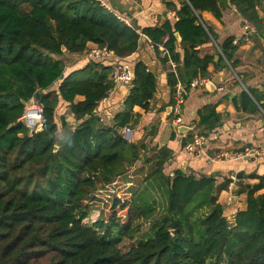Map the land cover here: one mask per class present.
I'll return each mask as SVG.
<instances>
[{
  "label": "trees",
  "instance_id": "16d2710c",
  "mask_svg": "<svg viewBox=\"0 0 264 264\" xmlns=\"http://www.w3.org/2000/svg\"><path fill=\"white\" fill-rule=\"evenodd\" d=\"M231 2L260 27V0ZM166 3L177 19L137 28L100 0H0V264H264V194H257L263 182L248 190L247 209L230 222L216 194L227 184L181 169L167 173L173 158L168 146L151 149L145 163L152 171L138 189L128 187L129 197L115 196L106 217L84 222L99 186L124 177L141 150L149 151L147 143L122 135L126 126L133 128L134 107L149 109L157 90L155 73L129 58L143 38L158 56L161 47L169 52L185 86L198 75L208 76L213 56L200 57L197 47L215 33L200 14L221 17L218 1ZM90 42L132 64L133 80L115 124L95 112L113 88V65L90 59L82 67H67L66 58L84 55ZM219 48L225 58L218 64L227 60L234 66L233 39ZM169 56L163 54V64ZM168 76L175 93L178 79L172 71ZM37 92L43 124L31 133L21 118ZM252 94L260 103L261 96ZM78 95L85 98L76 101ZM254 99L244 93L241 104L257 108ZM62 102L76 119L64 136L60 128L68 122L65 115L59 121L57 112ZM199 114L203 135L221 120L214 104ZM191 139H183V146ZM150 219L148 237L123 252L125 239L140 236L136 223Z\"/></svg>",
  "mask_w": 264,
  "mask_h": 264
},
{
  "label": "crops",
  "instance_id": "0c3cea01",
  "mask_svg": "<svg viewBox=\"0 0 264 264\" xmlns=\"http://www.w3.org/2000/svg\"><path fill=\"white\" fill-rule=\"evenodd\" d=\"M100 1L106 8L137 28L162 24L167 17L177 19L176 11L169 9L166 1L180 6V0ZM217 1L221 9V17H217L210 11H203L200 14L202 21L212 26L215 33L211 42L197 47L200 57L213 56L208 66V76H205L210 78L209 82L212 86L205 85L189 89L186 94L182 126L189 128L183 131L188 134L187 136L181 135L180 129L177 130L172 117L173 109L169 110L174 105V91L168 76L171 68L169 64L162 63L163 54L158 56L146 37L143 38L138 51L129 57L134 62L144 61L148 69L155 73L157 90L149 109L141 106L134 107L133 141L147 143L149 151L141 150L140 158L134 165L129 166L125 176L120 178L129 184L130 189H138L152 171V165L145 163V160L152 155L151 149L168 146L173 150V158L166 166L167 173L173 174L176 169L184 168L185 170L182 171L197 177L212 175L219 186L227 184L225 189L217 191L216 194L218 202L224 206V215L230 222H234L237 213L247 209V195L251 187L262 181L263 185L257 194H264V158L247 157L209 163L205 158L190 155L182 142L188 136L192 137L194 133H199V111L207 104H214L217 113L221 115V120L213 130L205 129L207 155H213L220 150L237 151L249 145L264 146V0H260L256 8L259 15V28L253 21L242 16L231 0ZM229 38L233 39V44L237 47L233 57L236 63L233 66L225 60V65H220L218 62L221 56L225 57L219 46ZM178 41L180 42V37ZM92 45H94L93 42L88 44V46ZM72 57L73 61L67 63L68 68L82 67L90 60L86 57V53ZM128 59L112 55L94 61L114 65L115 62L129 61ZM253 90L261 96L260 103L254 99ZM128 92V86L113 87L111 94L100 103L97 109L103 121L112 124V118L114 120L115 114L123 109ZM244 93L254 99L257 108L248 105L245 109L242 106L241 97ZM84 98L78 95L76 101ZM57 112L59 121L61 116L65 115L68 122L66 128H60V136H64L69 130L75 128L76 119L68 110L66 102L60 104ZM135 176L137 179H130ZM120 178L115 182L118 183ZM232 197L235 199L231 202ZM152 221L153 219L142 222L152 226ZM143 223L140 221L136 225L143 226ZM151 226L147 232L151 231Z\"/></svg>",
  "mask_w": 264,
  "mask_h": 264
},
{
  "label": "built area",
  "instance_id": "2783aa9c",
  "mask_svg": "<svg viewBox=\"0 0 264 264\" xmlns=\"http://www.w3.org/2000/svg\"><path fill=\"white\" fill-rule=\"evenodd\" d=\"M120 18L124 20L126 23L128 22L124 18L122 17ZM234 42L236 43V41ZM161 50L163 51L164 55L169 56V52L166 49H164V47H161ZM112 55H114L113 52H111L107 47H101L95 43L92 46H88L86 50V57L91 60H99L101 58L110 57ZM168 64L170 65L171 71L175 73L178 79L174 93L173 113H174V123L177 125L178 128L177 130H179V128L183 124L182 114H183V108L186 102V94H187L185 92V88L188 87L189 89H194L199 86L203 87L207 85V83L210 81V78L202 75H198L195 78H193V80L190 82L188 86H185L179 79L178 63L169 56ZM110 80L113 84V87L118 85L129 86L133 80L132 64L127 60L115 62L113 65V70L110 75ZM111 91L112 90L109 91L108 96L111 94ZM106 98H104L103 100H105ZM31 101H33V99ZM36 107L37 108L35 110H37L36 112L39 114V121L37 122L38 128H36V125H31L28 106L26 107L25 114L21 118V121L24 122L30 128V131L31 130L33 131V132L31 131V133H35L39 131L42 128V124H43V122L40 119L42 118V108L39 107L38 105H36ZM122 135L126 141L128 142L133 141L134 128H132L131 126H126L122 130ZM181 135L187 136L188 134L181 133ZM206 144H207V137L205 135L201 133H194L192 135V139L186 144L185 149L190 155L196 158H205L206 161L209 163L218 162V161H229L233 159L239 160L247 157L264 158V146L249 145L237 151L220 150L213 155H207L205 152Z\"/></svg>",
  "mask_w": 264,
  "mask_h": 264
},
{
  "label": "rangeland",
  "instance_id": "374dc122",
  "mask_svg": "<svg viewBox=\"0 0 264 264\" xmlns=\"http://www.w3.org/2000/svg\"><path fill=\"white\" fill-rule=\"evenodd\" d=\"M66 60L68 63L73 61L72 58H66ZM34 104L35 102L33 99V101H30L26 104V107L28 106L30 108ZM35 105H38L39 107H41L40 104L36 103ZM40 119L42 121V118ZM131 174H133V172H131ZM130 179L135 180L137 178L135 176ZM128 187H129V184L125 183L121 178L119 179L118 183L114 182L112 185L101 186V187L99 186V188L95 191V193L93 194L90 200L91 210H90L89 216L84 221L86 223H94L100 217H106V215L108 214L110 210V206L115 196L129 197V193L127 192ZM142 221H145V220H142ZM142 221L141 223H143ZM139 222L140 221H138L137 223ZM137 226L140 227V236L136 237L133 240L125 239L120 244V248L123 252H126L130 248L136 246L140 238H143L144 236L148 237L147 234H149V232H147V230L150 228L151 225L149 223H143V226L141 225H137Z\"/></svg>",
  "mask_w": 264,
  "mask_h": 264
},
{
  "label": "water",
  "instance_id": "95a60500",
  "mask_svg": "<svg viewBox=\"0 0 264 264\" xmlns=\"http://www.w3.org/2000/svg\"><path fill=\"white\" fill-rule=\"evenodd\" d=\"M177 36H178V38L180 37L179 34H177ZM180 40H181V37H180ZM207 85H208V86H212V83H211V82H208ZM34 100H35V102L38 103V104L41 103V96H40V93H39V92L36 93ZM172 109H173V107H170L169 110L171 111ZM95 112L97 113V110H96ZM112 124H115V121L113 120V118H112ZM179 129H180V133H184V132H183L184 129H189V128H186V127L181 126ZM55 149L57 150V149H58V146H56ZM182 170H185V169L182 168ZM234 199H235V198L232 197V198H231V202L234 201Z\"/></svg>",
  "mask_w": 264,
  "mask_h": 264
},
{
  "label": "bare ground",
  "instance_id": "6f19581e",
  "mask_svg": "<svg viewBox=\"0 0 264 264\" xmlns=\"http://www.w3.org/2000/svg\"><path fill=\"white\" fill-rule=\"evenodd\" d=\"M37 107L36 105H32L29 109V118L31 121V125H36V128H38V120H39V114L36 112L37 110H35Z\"/></svg>",
  "mask_w": 264,
  "mask_h": 264
}]
</instances>
